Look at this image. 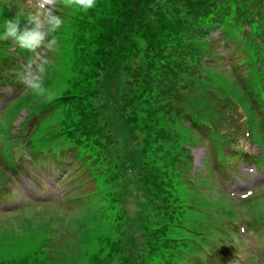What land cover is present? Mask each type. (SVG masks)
<instances>
[{"label": "rangeland", "instance_id": "rangeland-1", "mask_svg": "<svg viewBox=\"0 0 264 264\" xmlns=\"http://www.w3.org/2000/svg\"><path fill=\"white\" fill-rule=\"evenodd\" d=\"M2 1L0 22L17 17L23 25L27 12L34 11ZM206 1L225 10L229 19L245 13L259 35L254 47L243 48L249 43L244 35H236L232 44L213 30L210 42H199L194 53L173 48L185 35L169 27L190 22L191 5ZM99 4L110 24H122L110 48L117 54V74L108 78L110 69L96 66L98 57L83 54L98 48L84 40L99 38L95 24L103 18L98 11L58 7L64 24L45 76L50 97L36 96L22 85L18 93L10 87L0 91L1 121L18 115L12 122L14 136L0 131V264H264V0H131L126 11L127 0ZM245 24L243 31H249ZM157 43L166 46L167 55L155 56ZM12 50L0 41V58L13 64L17 80L30 54L10 55ZM149 66L151 91L145 82ZM162 70L174 75L158 83ZM63 95L71 97V108L59 107L28 127L40 107ZM26 106L31 110L22 122L25 111L20 110ZM200 119L214 125V136L194 132L193 121ZM145 123L153 129L146 132ZM75 125L87 129L86 141L100 151L99 159L93 151L83 153L95 162V177L96 170L86 175L72 156L80 135L69 139L63 129ZM8 144L19 145L11 158L27 148L23 171L3 168L9 163ZM34 146L58 149L57 159L73 165L51 170L48 161L42 174L37 160H31ZM183 146L191 158L188 174L173 161L174 155L183 156ZM245 152L260 161L258 169L251 160L237 162ZM226 160L236 171L233 178L225 177L228 166L224 175L217 169ZM143 166L149 172L141 176ZM33 173L42 174L36 184ZM187 175L193 184L186 183ZM97 188L101 192L93 194ZM77 192L89 198L60 203L66 193ZM36 198L44 203L21 209Z\"/></svg>", "mask_w": 264, "mask_h": 264}, {"label": "trees", "instance_id": "trees-1", "mask_svg": "<svg viewBox=\"0 0 264 264\" xmlns=\"http://www.w3.org/2000/svg\"><path fill=\"white\" fill-rule=\"evenodd\" d=\"M10 4L12 5V7H17L19 2H21L20 0H9ZM100 0H97V3H99ZM133 1V0H132ZM3 2L2 0H0V3ZM131 0H127V4H125V11H126V7L129 6ZM191 7H194L192 10L187 11V14L189 15V19L190 22L187 21H179L174 23L173 25H171L169 28L170 30H172L173 32H178L181 33L183 35H185L184 38H180L178 40H180L178 42V40H176L175 46H173V48H178L180 51H184L185 54L187 55L188 53H194L196 52V49L198 47L199 42H206V40L208 42V36L211 33V31L213 30H217L219 33H222L224 35L225 40H231V43L233 44V38L236 37V35H244L245 38L249 39V43H247V46H243V48L246 49H250L249 45L253 46V39H257V37L259 36L258 34H256V30L255 32L251 29L250 26V20L248 19L247 21V16L244 13L243 15L238 16V14L235 15V17L233 19H229V14L226 13L225 10L223 9H219L217 8L214 4H209L207 1L206 2H198L195 4H192ZM59 9V8H58ZM57 9V11H59ZM93 9H96L99 13V17H102L103 19H101L100 21L96 22L95 27L96 29L99 31L97 34H99V38H83V35L80 34L79 38H78V43L82 46V41L87 40L89 42H94L97 43L98 48L94 49L92 51H88L87 49H83V54L86 55H94L96 58L98 57V59H96V66L100 67V69H110V72L106 75L108 78L110 76V74H117L118 73V65H117V54H115L114 51H110V48L113 47L114 45V39L120 35L119 33V28L122 26V24H115L112 25L110 24L104 17H103V12L100 10L101 6L99 4V7L96 6ZM92 9V10H93ZM63 10H60V13H62ZM122 12V13H125ZM110 13V12H108ZM98 17V18H99ZM74 19H77L76 17L73 16ZM97 18V19H98ZM179 19V18H178ZM261 20V19H260ZM243 22L247 23L245 25L250 26V30L249 31H243L244 30V25ZM252 22L254 23V20L252 19ZM4 20L0 22V25L3 26ZM261 23L262 20H261ZM242 25V26H240ZM264 25V24H263ZM83 27H85V23H83L82 25ZM73 27V31H74V27ZM263 28V26H262ZM3 28L0 27V32H2ZM113 37V40H111V38ZM196 41V43H195ZM220 41L219 37L218 40L216 41L217 43ZM230 43V45H232ZM255 43V42H254ZM4 45H6L7 47H13L14 50H12V53H9L10 55H13L15 53V55L20 56V57H24L26 56L25 52L17 47H15L10 41H4ZM83 47V46H82ZM254 47V46H253ZM84 48V47H83ZM156 51H155V56L159 57V56H164L167 55V50L165 49L166 46H161L159 43L156 44L155 46ZM155 48H153V50H155ZM165 49L164 53L163 50ZM251 51H253L251 49ZM72 61V60H71ZM70 61V62H71ZM198 62H200V60H198ZM257 63V62H256ZM166 65V63H165ZM151 66V65H150ZM150 66L148 67V74L145 77V82L146 85L148 87V90L151 91L152 85L154 84V77H153V73H152V69L150 68ZM239 66V65H238ZM122 70L127 72V68L122 67ZM15 68L13 66L12 63H10L9 61H7L6 58L2 59L0 58V87H6V86H11L15 91H18V89L21 87V84L18 83L17 80L13 79V77L15 76ZM159 75L161 77H159L158 83L162 82V80H166L169 76L174 75V73H170L168 70H162ZM12 78V79H11ZM157 83V82H156ZM90 96L92 95V93H89ZM62 106H68L71 108V97L68 95H63L62 97L59 98H54L49 104L45 105V109L41 112L37 123L39 124L41 121H43L47 116H49L50 114H52L55 110L59 109V107ZM150 114V112L148 113V115ZM148 118V116H146V119ZM145 119V120H146ZM154 122V119H153ZM194 122V126L192 127V129L194 130V132L196 134H198L199 136H214V125L206 120H202L200 119L199 121H193ZM122 125V122H121ZM213 125V128H212ZM144 126V130L147 132V128L149 129V127H151L150 125H147L146 123L143 125ZM68 128V126L66 127ZM152 128V127H151ZM126 129L131 131L132 127L129 125H126ZM153 129V128H152ZM64 131H66L67 137L69 139H72L74 137V134L77 133L80 135L78 142H77V151H76V147H74L72 149L73 153L76 156V159L78 160H82L83 164L86 168H88V173L89 171H94L95 175L94 177L97 175V169L94 168L92 169V164H94L95 166V162H88V160L85 159V156L83 155L84 152L86 153H91L92 151L96 154L97 158L99 159V157H101L100 151L98 149H96L94 146L90 145L86 140H88L87 138V129L83 126H78L75 125L73 128H69V129H63ZM224 136H226V134H224ZM145 138H146V134H145ZM160 138H163V136L160 134ZM145 142V139H144ZM80 147V148H78ZM181 149L184 151L183 156H179L178 154L174 155V162L176 163H180V167L182 173L184 172H189V168H190V164H191V158L189 157V153H187L186 150V146L181 147ZM64 151V150H62ZM247 157L244 158V160H246ZM239 160L243 159L242 154H240V157H238ZM253 160H256V157L253 158ZM228 166L227 170H232L233 164H231V166L229 164H226V162L224 161V167H219L217 166V169L220 170L222 172V174H224V171L226 170V167ZM146 167V166H145ZM144 166L142 167V172H141V176L142 174L146 175V172L148 173L149 171L145 168ZM159 175V173H158ZM90 176V175H89ZM156 183H158L160 186H162L163 182L159 180L158 177H156V179L154 180ZM98 184L101 182V180H97ZM195 182L194 178H190V175L186 176V183L191 185ZM104 193V192H103ZM217 251H212V252H207V254L209 255H214L216 254Z\"/></svg>", "mask_w": 264, "mask_h": 264}, {"label": "clouds", "instance_id": "clouds-1", "mask_svg": "<svg viewBox=\"0 0 264 264\" xmlns=\"http://www.w3.org/2000/svg\"><path fill=\"white\" fill-rule=\"evenodd\" d=\"M96 3L97 0H36L32 5L34 11L26 14L23 25L17 17L4 20L0 41H10L30 54L17 71V81L25 90L39 97L51 95L45 76L52 62L50 54L59 49L57 33L64 24L63 17L58 14V7L87 12Z\"/></svg>", "mask_w": 264, "mask_h": 264}]
</instances>
